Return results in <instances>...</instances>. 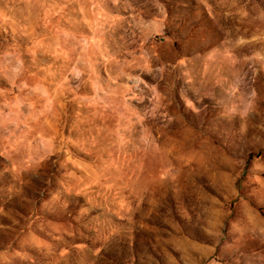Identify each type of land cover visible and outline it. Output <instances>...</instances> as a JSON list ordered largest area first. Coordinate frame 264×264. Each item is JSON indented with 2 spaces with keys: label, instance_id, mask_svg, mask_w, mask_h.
<instances>
[{
  "label": "rangeland",
  "instance_id": "rangeland-1",
  "mask_svg": "<svg viewBox=\"0 0 264 264\" xmlns=\"http://www.w3.org/2000/svg\"><path fill=\"white\" fill-rule=\"evenodd\" d=\"M0 264H264V0H0Z\"/></svg>",
  "mask_w": 264,
  "mask_h": 264
}]
</instances>
